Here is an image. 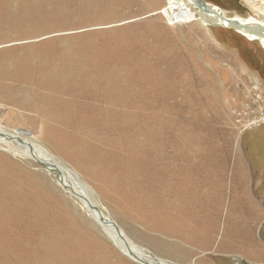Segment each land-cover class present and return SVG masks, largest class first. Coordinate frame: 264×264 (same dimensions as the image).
I'll return each instance as SVG.
<instances>
[{
	"label": "rangeland",
	"instance_id": "obj_1",
	"mask_svg": "<svg viewBox=\"0 0 264 264\" xmlns=\"http://www.w3.org/2000/svg\"><path fill=\"white\" fill-rule=\"evenodd\" d=\"M205 1L230 16L264 21L261 0ZM164 5L0 0V107L36 118V125H21L0 111V138L10 142L0 141V264H141L112 245L38 164L36 151L11 152L25 141L70 170L130 250L177 264H264V124L240 132L232 115L249 102L253 86L264 91V50L231 29L168 20ZM40 61L64 78L44 80L48 74L36 73ZM107 83L117 91L108 93ZM89 85L94 93L85 92ZM12 96L51 101L58 117L20 108ZM118 99L132 104L124 107L131 114L124 126L154 129L144 146L135 137L127 146L120 117L101 115L107 100L122 105ZM141 108L146 113L136 115ZM175 144L189 146L200 165L192 193L172 176Z\"/></svg>",
	"mask_w": 264,
	"mask_h": 264
},
{
	"label": "bare ground",
	"instance_id": "obj_2",
	"mask_svg": "<svg viewBox=\"0 0 264 264\" xmlns=\"http://www.w3.org/2000/svg\"><path fill=\"white\" fill-rule=\"evenodd\" d=\"M202 1L206 4L204 7V4L202 3ZM262 1V4H263V8H264V0H261ZM165 2V5L164 7L160 10V12L165 16L166 19L168 20H171L175 23H187V22H190V21H194V20H198L200 21V23H202L203 25H208V26H213V27H220V28H225V29H231V30H234L236 33H238L239 35H241L242 37L246 38V40H249V41H257L260 46L263 48L264 50V21H261L253 16H250V17H246V18H242L238 15H233V16H230L226 13V11L221 8L220 6L216 5V4H213V3H210V2H206L205 0H164ZM264 11V9H263ZM264 14V13H263ZM28 63V62H27ZM25 64V62L23 63V65ZM30 64V63H28ZM44 64V65H42ZM46 63H44L43 61H40L39 62V66L36 67V73L39 75H41L43 78L45 77L46 74L47 75V78L44 79V80H48L51 82L50 80V77L51 78H54V82H57L60 80V78H64L63 77V73H61V71H59L58 73H55V69L52 68L51 66H48V65H45ZM16 65L17 64H14L15 67H17ZM32 65H30V67H32ZM13 67V66H12ZM11 67V68H12ZM107 67V66H106ZM35 69V68H33ZM97 69V68H95ZM110 69V68H109ZM93 71V69H92ZM95 73V72H94ZM93 73L90 74V76L92 77H95V74ZM63 74V75H62ZM49 77V78H48ZM102 77V76H100ZM106 77V76H105ZM86 77H84V81H87L88 79L85 80ZM88 78V77H87ZM103 78V77H102ZM113 78V77H112ZM80 79V78H79ZM96 79V78H95ZM80 81V80H79ZM82 81V80H81ZM90 81V79H89ZM91 81L93 82V85H94V81L91 79ZM106 81V80H105ZM122 81V80H121ZM119 81V82H121ZM96 82V81H95ZM110 82V81H108ZM117 82V81H116ZM81 83V82H80ZM87 83V82H86ZM123 83V82H122ZM85 84V83H84ZM96 86H97V83H95ZM124 84V83H123ZM113 84L111 83V85L109 83H107V92L110 93V94H113L117 91V88L115 86H112ZM92 85H89V88L90 89H86L85 88V92L87 90V92H89L88 90H91L92 88L90 87ZM104 86V85H102ZM98 87V86H97ZM96 87V91L97 92H101L102 89H100L99 87L97 88ZM37 89V87H36ZM39 89V88H38ZM94 90V88L92 89ZM91 90V92H93ZM16 91V90H15ZM95 91V90H94ZM105 92V91H104ZM104 92H103V95H104ZM28 93V92H27ZM94 93V92H93ZM92 93V94H93ZM26 94L25 90L22 91L21 95L24 96ZM30 94V93H29ZM79 94V93H77ZM4 95V97L6 96V94H0V97L2 98ZM90 95V94H89ZM101 95V93H100ZM99 95V96H100ZM15 97V96H12V97H9L8 100H10L12 103H14L15 105H17L18 107H23V108H26L28 110H33V111H36V113H39L40 115L45 113V114H48L50 117H55L57 116L58 117V114L55 113V109L56 107L53 105L54 103H52L50 101V103H47L46 101H43L42 103L39 102V103H36L34 102L35 100V97L37 96H33V99L32 98H28V97ZM98 96V94H97ZM96 96V97H97ZM99 98V97H98ZM110 98V97H108ZM112 99V98H110ZM109 100V99H108ZM108 100L105 102L106 105L104 107L106 108H103V110L106 112H108L109 116H113V115H117L119 116V125L123 126V128L125 129L126 133L128 134V137L129 139L128 142H127V146L129 145V141H131V137H135L134 140H139L143 146L144 144H146V140L148 139V137L150 136L149 134L153 131L154 129L153 128H149V130H141V138H142V141L139 139L140 136L137 135L139 134L138 131H134L132 130V128L136 127L137 126V129H138V125L136 123V126H124L123 124L124 123H128L127 120L129 119V117L131 116V114L128 112L129 109H125V108H128L129 105L132 106V104H129L128 106L125 104L126 101H122L120 99H118L119 103H122L121 104H117V105H112L110 102H108ZM131 100V99H130ZM116 101V100H115ZM133 103V101H132ZM136 104V103H135ZM127 106V107H126ZM103 107V106H102ZM125 107V108H124ZM139 107V106H138ZM130 108V107H129ZM136 108V107H135ZM3 109L0 107V111L2 113H6L8 112L10 114V116L8 117L9 120L15 122V123H19L22 125L23 122H26V125H33L35 123L36 125V118L34 119H27L26 121V118L24 117V115L15 110V109H7L6 112H3L2 111ZM23 110V109H22ZM102 110V111H103ZM126 110V111H125ZM143 110L141 108V110L138 111V113L136 115H144L145 113H143ZM100 111H101V108H100ZM122 111V113H121ZM136 111V110H135ZM98 113V112H97ZM105 113H101V115L104 117L108 116L105 115ZM136 113V112H135ZM150 113V112H149ZM152 114V113H151ZM100 115V113L98 114ZM134 115V114H133ZM154 115L156 116V119H157V115L156 113H154ZM34 116V115H33ZM147 116V115H146ZM60 117V115H59ZM142 117V116H141ZM151 117V116H150ZM152 118V117H151ZM143 119V117H142ZM154 119V118H152ZM50 120V119H49ZM150 120V119H149ZM53 121V120H52ZM130 121V119H129ZM134 121V120H133ZM132 121V122H133ZM152 121V120H151ZM157 121V120H156ZM62 121H60L61 123ZM63 123V122H62ZM123 123V124H122ZM131 123V121L129 122ZM138 123V122H137ZM148 123V122H147ZM150 123V122H149ZM65 124V123H64ZM155 124V123H154ZM63 125V124H61ZM148 125V124H147ZM150 125V124H149ZM153 125V124H152ZM143 126V125H142ZM151 127V126H150ZM147 127L145 126V129ZM142 129V128H141ZM148 129V128H147ZM158 129V128H157ZM158 131V130H157ZM159 133V132H158ZM157 134V133H156ZM160 135V134H159ZM158 135V136H159ZM0 136L2 137V134L0 133ZM139 137V138H138ZM145 138V141L143 140ZM18 139V138H17ZM20 141H24V139L22 138H19ZM155 139V138H154ZM153 139V140H154ZM0 141L4 142V143H10V142H7L6 140H3V138H0ZM19 141V140H18ZM150 141V140H149ZM132 142V141H131ZM134 142V141H133ZM136 142V141H135ZM151 142V141H150ZM149 142V143H150ZM156 142V141H155ZM171 142V141H170ZM153 143V142H152ZM174 143V142H172ZM138 144V142H137ZM142 144L140 146H142ZM157 145L160 144L159 142L156 143ZM162 144V143H161ZM25 148H16L15 146H12L10 147L11 149V152L13 154H16V155H20L22 157H30L29 155H26V151H29L32 155H35V151L38 153L39 156L37 161L39 162H44V163H50V165H54V166H57L58 168L62 169V170H65L61 164H59L51 155H49L48 153H45L41 148L37 147L36 145L34 144H31V143H28L27 141H25V144H23ZM149 145V144H148ZM147 145V146H148ZM154 145V144H153ZM157 145L155 146V149L156 150V147ZM159 146V145H158ZM161 147H165L166 148L169 146L168 145H160ZM131 146H129V149ZM171 147V146H170ZM174 148L172 149V154H169L171 156L170 158V161L172 160L173 163V167H172V171H173V175H175V178L177 179V181L179 182V184L182 186V190L183 192H185L186 194L188 193H192L191 190L192 188L190 187V184L192 182V179L199 175V173H195L194 170H196V172H200L201 169H200V165L198 166H194L191 159H192V156L191 154H189V146H180V145H177L175 144V146H173ZM140 148V147H139ZM147 148V147H146ZM152 148V147H151ZM160 148V147H159ZM172 148V147H171ZM128 149V150H129ZM162 149V148H161ZM136 150V149H134ZM158 150V149H157ZM169 150V149H168ZM167 150V151H168ZM165 151V150H164ZM163 151V152H164ZM171 151V149L169 150ZM152 152V150H151ZM156 152V151H154ZM153 152V153H154ZM160 152V150H159ZM166 152V151H165ZM152 153V154H153ZM162 153V152H161ZM161 153L159 155H161ZM168 153V152H167ZM163 154V153H162ZM37 155V154H36ZM157 155V154H156ZM139 156H141L139 154ZM153 156V155H152ZM167 155L164 157L166 158ZM156 158V157H155ZM162 158V156H161ZM169 161V162H170ZM159 162V161H158ZM164 162V161H163ZM168 162V160H167ZM166 162V163H167ZM153 163V162H151ZM154 164V163H153ZM169 165V163H168ZM161 166V165H159ZM203 166V165H202ZM164 167V166H163ZM148 168H151V167H148ZM162 168V167H161ZM158 169V168H157ZM156 169V170H157ZM163 169V168H162ZM162 169H159V170H162ZM169 169V168H168ZM167 169V170H168ZM165 170V169H164ZM66 171V170H65ZM163 171V170H162ZM170 172V170H168ZM194 171V172H193ZM166 172V171H164ZM66 177L67 179L72 182V189L74 190L75 194L72 193L71 189L68 188V187H65L66 185V178L63 177V176H60L62 178V183H60V185L65 188L66 190L69 191V193L76 199V201H78L82 207L83 210H85L88 215L98 224L102 227V230L105 231V233L107 234L106 236L108 237V239L111 241L112 245L117 248L122 254L124 255H129L131 257H134V254H136V256L142 260H146V261H151L153 260L152 256L149 254V252L143 248L140 247V250L143 252L141 254L137 253L134 248V250H130L129 248L126 247V245H129L130 242L128 240V238L125 236V234L120 230L119 228V231H120V235L122 236V238L120 237V235H118L116 232H115V229H114V226L110 223H106L107 222V219L108 220H111L107 215H104L103 213H101L98 209L97 210H94L91 205H93V203L90 202V200L87 198L86 194L84 193V191L82 192V190L78 189L76 183L73 181V175L71 173H69V171H66ZM168 173V172H167ZM169 174V173H168ZM54 175V174H53ZM166 175V174H165ZM170 175V174H169ZM55 176V175H54ZM165 185V184H164ZM180 190V189H179ZM78 194V195H77ZM185 195V194H184ZM187 197V196H186ZM188 200V199H187ZM181 202V201H180ZM183 203V202H181ZM185 205H186V202H185ZM181 207V206H179ZM187 207V205H186ZM185 208V207H184ZM181 209V208H180ZM183 210V209H182ZM182 212V211H181ZM183 215V214H182ZM184 216V215H183ZM187 217H189V215H187ZM183 218H186V217H183ZM187 219V218H186ZM106 220V222H105ZM112 221V220H111ZM113 222V221H112ZM185 223V222H184ZM115 224V222H114ZM123 241V242H122ZM125 243V244H123ZM131 245V244H130ZM136 260V259H134ZM139 261V260H137ZM162 261V260H161Z\"/></svg>",
	"mask_w": 264,
	"mask_h": 264
},
{
	"label": "built area",
	"instance_id": "obj_3",
	"mask_svg": "<svg viewBox=\"0 0 264 264\" xmlns=\"http://www.w3.org/2000/svg\"><path fill=\"white\" fill-rule=\"evenodd\" d=\"M251 95L249 102L232 110L233 122L240 132L264 124V91L255 85Z\"/></svg>",
	"mask_w": 264,
	"mask_h": 264
},
{
	"label": "water",
	"instance_id": "obj_4",
	"mask_svg": "<svg viewBox=\"0 0 264 264\" xmlns=\"http://www.w3.org/2000/svg\"><path fill=\"white\" fill-rule=\"evenodd\" d=\"M202 3L204 4V7H206L205 3L202 1ZM38 164H40L43 168H45L48 172L52 173L55 175V178L56 180L59 182V183H62V178L60 176H63L66 178V185L65 187H68L71 189L72 193L75 194L74 190L72 189V182H70L67 177H66V171H70V170H62L60 168H58L57 166H54V165H50V163H44V162H38ZM78 195V194H77ZM91 207L94 209V210H97V208L94 206V205H91ZM106 222V220H105ZM106 223H110L114 226V229H115V232L120 235V231H119V228L116 224H114V222H112L111 220H108L107 219V222ZM120 237L122 238V236L120 235ZM150 254V253H149ZM151 255V254H150ZM152 256V255H151ZM153 260L152 262L151 261H146V260H142L140 258H138L136 256V254H134V259L136 260H139L141 262V264H177V263H173V262H170V261H166V260H162L160 261V259L152 256Z\"/></svg>",
	"mask_w": 264,
	"mask_h": 264
}]
</instances>
